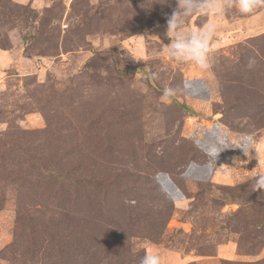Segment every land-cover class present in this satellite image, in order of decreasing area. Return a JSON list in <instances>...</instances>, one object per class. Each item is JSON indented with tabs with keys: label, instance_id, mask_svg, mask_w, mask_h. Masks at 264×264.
Masks as SVG:
<instances>
[{
	"label": "rangeland",
	"instance_id": "374dc122",
	"mask_svg": "<svg viewBox=\"0 0 264 264\" xmlns=\"http://www.w3.org/2000/svg\"><path fill=\"white\" fill-rule=\"evenodd\" d=\"M221 2L202 71L178 0H0V264H264V4Z\"/></svg>",
	"mask_w": 264,
	"mask_h": 264
},
{
	"label": "clouds",
	"instance_id": "9594fccd",
	"mask_svg": "<svg viewBox=\"0 0 264 264\" xmlns=\"http://www.w3.org/2000/svg\"><path fill=\"white\" fill-rule=\"evenodd\" d=\"M236 3L239 11L247 14L264 4V0H236ZM223 11L224 5L221 0H178V8L173 11L167 21L166 36L170 38V43L165 49L166 54L176 62H191L200 70L208 71L213 63L211 49L216 38V25L209 23L199 30L189 32L182 31V28L187 18L194 14L219 16L223 14ZM174 95L173 88L164 89V97ZM260 189H264V176L257 178L253 190ZM141 264H164V254L158 251L148 253L141 259Z\"/></svg>",
	"mask_w": 264,
	"mask_h": 264
}]
</instances>
